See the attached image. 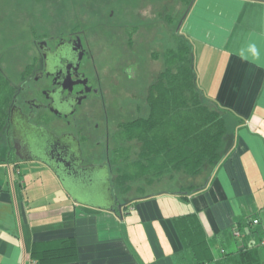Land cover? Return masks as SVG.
<instances>
[{
  "label": "crops",
  "instance_id": "0c3cea01",
  "mask_svg": "<svg viewBox=\"0 0 264 264\" xmlns=\"http://www.w3.org/2000/svg\"><path fill=\"white\" fill-rule=\"evenodd\" d=\"M182 25L200 89L229 112L221 162L196 177L153 185L180 182L175 191L163 188L129 202L116 198L110 178V204L98 207L66 191L62 200L50 194L28 199L22 175L33 172L24 162L12 167L5 155L0 264H46L32 256L36 248L68 239L77 258L58 264H194L173 222L189 214H197L206 231L215 256L208 264H224L225 254L258 244L264 254V0H195ZM192 186L200 190L180 194ZM254 219L259 223L251 225Z\"/></svg>",
  "mask_w": 264,
  "mask_h": 264
},
{
  "label": "flooded vegetation",
  "instance_id": "af4514ba",
  "mask_svg": "<svg viewBox=\"0 0 264 264\" xmlns=\"http://www.w3.org/2000/svg\"><path fill=\"white\" fill-rule=\"evenodd\" d=\"M66 2L0 0V13L7 23L15 29L39 33L33 40L34 59L21 72L19 83L7 79L0 67V75L9 82L0 106L4 119L1 137L6 160L12 167L36 159L54 170L58 179L57 169L61 168L66 171L61 183L79 201L92 203L89 201L111 191L109 160L98 167H86L82 143L89 137L84 134L80 140L71 129L82 133L88 112L84 107L91 100L100 101L103 88L84 31L91 24L77 14L70 19ZM113 15L109 13V17ZM105 138L108 158V129Z\"/></svg>",
  "mask_w": 264,
  "mask_h": 264
},
{
  "label": "rangeland",
  "instance_id": "374dc122",
  "mask_svg": "<svg viewBox=\"0 0 264 264\" xmlns=\"http://www.w3.org/2000/svg\"><path fill=\"white\" fill-rule=\"evenodd\" d=\"M66 1L70 19L77 14L88 19L87 24H91L84 31L101 76L102 99L91 100L85 105L84 109L88 112L85 125L82 126L83 131L79 133L75 128L71 129V133H75L78 139L84 134L89 137L82 143V159L86 167H98L108 159L105 157L107 129L109 146L114 150L119 142L120 124L149 114L146 102L148 86L165 67L162 55L175 45V32L183 21L186 6L180 0ZM110 12L114 13L112 17H109ZM37 32L13 28L0 13V67L5 71L6 78L14 83H19L21 72L34 59L36 47L33 40L37 38ZM154 53L160 58H154ZM1 93L0 99H3ZM2 139L0 160L6 153ZM22 165L23 169L28 168V171L33 172L31 177L22 175L28 186L25 194L28 199H44L49 194L54 200L66 197L69 190L61 183V177L58 179L54 170L45 168L38 161L24 162ZM118 166L115 163L110 168V178L116 176ZM0 173L5 175L6 172ZM181 177L190 179L185 175ZM192 179L196 182L195 178ZM179 183L166 181L152 186L148 194H157L163 188L175 191ZM39 188L41 189L38 190ZM137 196L140 195H136L134 190L128 194L120 190L116 192V198L120 202H129ZM89 202H95L94 206L98 207L110 204L105 198Z\"/></svg>",
  "mask_w": 264,
  "mask_h": 264
},
{
  "label": "trees",
  "instance_id": "16d2710c",
  "mask_svg": "<svg viewBox=\"0 0 264 264\" xmlns=\"http://www.w3.org/2000/svg\"><path fill=\"white\" fill-rule=\"evenodd\" d=\"M180 1L186 6V13L193 0ZM153 56L160 58L156 53ZM162 58L165 67L147 89L149 114L120 124L119 142L114 150L110 148L108 157L110 168L119 164L116 176L111 177L114 190L124 194L134 190L140 196L132 201L148 197V188L164 180L177 176L179 179L183 175L196 177L204 169L216 167L223 158L229 112L200 89L194 47L181 28L175 32V45L169 47ZM8 84L0 75L1 94L9 91ZM2 102L1 98L0 106ZM3 120L0 113V139ZM194 190L200 187H189L180 194L186 198ZM173 222L183 247L192 253L194 264L214 261L197 214L176 217ZM261 246L225 254L224 264H264ZM32 256L46 264L71 262L77 258V246L73 239L62 240L36 248Z\"/></svg>",
  "mask_w": 264,
  "mask_h": 264
},
{
  "label": "water",
  "instance_id": "95a60500",
  "mask_svg": "<svg viewBox=\"0 0 264 264\" xmlns=\"http://www.w3.org/2000/svg\"><path fill=\"white\" fill-rule=\"evenodd\" d=\"M194 1L195 0H193V2L191 3V5H190V7H189V9H188V11L185 13V15H184V17H183V21L185 20V18H186V16H187V14H188V12H189V10H190V8L192 7V5H193V3H194ZM183 21H181V23H180V25H179V27H178V30H180V28H181V26H182V23H183ZM57 171H58V173H60L59 175H60V177H62V178H66V171H63L61 168H58L57 169ZM109 186H110V180H109ZM101 198H105L106 200H108V198H107V196L106 195H102L101 196ZM100 198V199H101Z\"/></svg>",
  "mask_w": 264,
  "mask_h": 264
},
{
  "label": "built area",
  "instance_id": "2783aa9c",
  "mask_svg": "<svg viewBox=\"0 0 264 264\" xmlns=\"http://www.w3.org/2000/svg\"><path fill=\"white\" fill-rule=\"evenodd\" d=\"M253 223L254 224H258L259 221L257 219H254ZM235 236L238 237V238H240L242 236V233L239 230H236L235 231Z\"/></svg>",
  "mask_w": 264,
  "mask_h": 264
}]
</instances>
